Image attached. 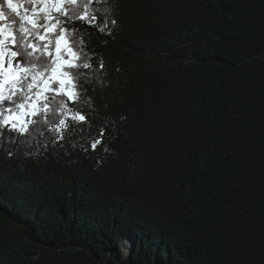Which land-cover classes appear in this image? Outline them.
I'll list each match as a JSON object with an SVG mask.
<instances>
[{
    "label": "trees",
    "instance_id": "obj_1",
    "mask_svg": "<svg viewBox=\"0 0 264 264\" xmlns=\"http://www.w3.org/2000/svg\"><path fill=\"white\" fill-rule=\"evenodd\" d=\"M8 2L0 264H264V0Z\"/></svg>",
    "mask_w": 264,
    "mask_h": 264
},
{
    "label": "snow or ice",
    "instance_id": "obj_2",
    "mask_svg": "<svg viewBox=\"0 0 264 264\" xmlns=\"http://www.w3.org/2000/svg\"><path fill=\"white\" fill-rule=\"evenodd\" d=\"M91 2H92V0H88V3L83 5L85 11H84L82 17H80V18H83L86 20L89 19L88 13H87V8L90 6ZM72 3L74 4L75 0H72ZM7 7L12 9L13 12H17V14H19L18 13V6L16 4H13L11 2V0H9ZM46 7H47V5H46ZM51 7L56 8L58 11H61L62 15L67 14V9H64L60 4H53ZM2 15H3V10L0 9V16H2ZM95 18H96L95 15L91 16V20H95ZM22 19H28V18L22 17ZM69 19H71V17ZM28 22L30 24H32V26L34 28L37 26L43 27L42 25H38L37 21H35V20L28 19ZM113 23H115V21H113ZM21 31L23 32L24 29L22 28ZM5 36L7 37V33L5 34ZM69 51H70V49H69ZM56 52L57 53L60 52L59 46L56 47ZM24 54L30 55V53H24ZM15 55H16L15 52L11 53V56L14 57ZM8 64H9V69H5L3 73H0V78H2L5 83H7L9 79L13 78L16 72L21 71V67H22L19 63H17V65L14 69L11 68V64H12L11 57L8 60ZM71 66L72 65H69V67H71ZM83 67H89V65L84 64ZM100 67L103 68V62L102 61L100 62ZM51 68H52V65L50 64L47 68L42 69L41 72L49 71ZM41 72L32 73L30 69L26 70L24 72L23 76L21 77V80H26L28 78V75L31 74L32 78H33L32 82H34L36 80L37 76H39L41 74ZM32 82H29V84L27 85V88L29 90L32 88ZM53 82H55V81H53ZM60 83H61V87H63V81H61ZM53 91H56V90H53ZM20 94H21L22 99L20 102H16L14 100V96L16 95L15 92H12V91H8L7 93L0 92V116H3V120H2V122H0V126H2V124H7L10 119H19L21 121V123L19 125L17 123H12L11 127L13 129L18 130L21 133H24L28 129H27V122H25L23 120L22 114L21 115H13V111H14L13 108L4 106V102L8 101L9 103L15 104V108H16L17 112H19V110L24 109L25 103L28 100L29 95H28V92L24 91V85L22 83H21V87H20ZM43 107H44V109H46L48 107V105L45 104ZM40 110H43V109H40ZM61 110H63V109H61ZM5 112L9 113V115L4 116ZM32 114L35 115V114H37V112L33 111ZM73 119H78L80 121H83L85 119V117L83 115H80L79 113H77L76 115L73 116ZM59 123L61 126L67 127V125L64 123V120H61ZM100 136L101 137L103 136V130H101ZM100 142H101L100 139L93 140L91 143V147L93 149H95L96 145L99 144ZM104 150L108 151L109 149L107 147H105Z\"/></svg>",
    "mask_w": 264,
    "mask_h": 264
},
{
    "label": "rangeland",
    "instance_id": "obj_3",
    "mask_svg": "<svg viewBox=\"0 0 264 264\" xmlns=\"http://www.w3.org/2000/svg\"><path fill=\"white\" fill-rule=\"evenodd\" d=\"M0 20H1V17H0ZM4 34H5V30H4L3 26L0 25V48H1V43L3 41H7V39L4 37ZM10 36L11 35H9V37ZM12 68L14 69V67H12ZM5 69H9L8 62H7V56H4V57L0 58V73H3ZM18 74H19V72H16L14 77L9 79L8 82L11 81L12 79H15L18 76ZM58 78L63 79V77L60 76V75H58ZM7 83H5L2 78H0V92H2L5 89V86H6ZM33 111L34 110H31L28 113H26V112L22 113L23 120L25 121V119L27 117H30V115H32ZM19 115H21V114H19ZM14 120H16L19 123H21V121L19 119H10V122H13ZM129 245H130L129 242H126L124 244V249H125L126 252H128V250H129Z\"/></svg>",
    "mask_w": 264,
    "mask_h": 264
}]
</instances>
